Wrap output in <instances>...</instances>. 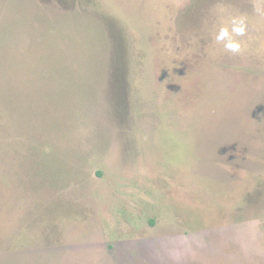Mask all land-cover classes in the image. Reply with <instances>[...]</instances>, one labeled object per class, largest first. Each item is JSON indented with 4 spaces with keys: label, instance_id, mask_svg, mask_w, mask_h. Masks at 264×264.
<instances>
[{
    "label": "rangeland",
    "instance_id": "374dc122",
    "mask_svg": "<svg viewBox=\"0 0 264 264\" xmlns=\"http://www.w3.org/2000/svg\"><path fill=\"white\" fill-rule=\"evenodd\" d=\"M0 264H264V0H0Z\"/></svg>",
    "mask_w": 264,
    "mask_h": 264
},
{
    "label": "clouds",
    "instance_id": "9594fccd",
    "mask_svg": "<svg viewBox=\"0 0 264 264\" xmlns=\"http://www.w3.org/2000/svg\"><path fill=\"white\" fill-rule=\"evenodd\" d=\"M247 24L244 17H234L231 21V32L228 27L220 28L215 37L216 41L224 42L223 47L228 52L238 55L244 50L242 41L233 38L235 36H244L246 33Z\"/></svg>",
    "mask_w": 264,
    "mask_h": 264
},
{
    "label": "flooded vegetation",
    "instance_id": "af4514ba",
    "mask_svg": "<svg viewBox=\"0 0 264 264\" xmlns=\"http://www.w3.org/2000/svg\"><path fill=\"white\" fill-rule=\"evenodd\" d=\"M130 247H131V244H129L126 247V251H124V248H119V246H116V248H113V245H112L111 247L107 246V250H113L116 254V257L119 259V260H117V258H116V260L121 261L122 263H125V260L130 258L129 251H133V255H136V256H139V252L143 251V249H142L143 246H134L133 249ZM119 251L121 253H117Z\"/></svg>",
    "mask_w": 264,
    "mask_h": 264
}]
</instances>
